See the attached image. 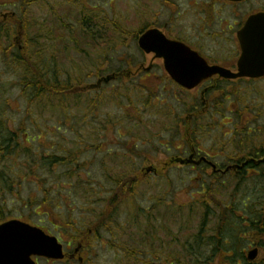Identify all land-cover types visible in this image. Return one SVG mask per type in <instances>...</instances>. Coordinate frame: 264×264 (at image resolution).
<instances>
[{
    "label": "rangeland",
    "instance_id": "374dc122",
    "mask_svg": "<svg viewBox=\"0 0 264 264\" xmlns=\"http://www.w3.org/2000/svg\"><path fill=\"white\" fill-rule=\"evenodd\" d=\"M5 1L8 3V0H0L1 15L20 11V3L6 6L5 4L7 3ZM46 1L53 2L56 14L52 13L48 7L45 9L42 2ZM42 2L39 5L32 4L28 11L29 15L35 20H42L46 17V26L42 30V33L47 34L48 39L40 40L39 42V45H47L44 56H51L53 54L61 78L66 77L68 74L79 75L80 78L77 80L76 85L80 84L79 86L83 87V89L84 87L94 88L89 92H82L83 95L82 93H77L73 96L68 95L62 99L55 98L53 101L49 97H43L31 109V113H28L26 111L27 101L21 97V90L16 85L18 74L9 73L4 64V58L0 56V118L6 120V125L12 129H17L22 120L27 121L30 133H33V131L36 133L43 129V131L47 132V137L51 138L54 143L62 141L68 149L77 148V150H81L83 155L80 161L91 160V163H93L88 168L91 175L95 178V180H92L93 184L96 181L102 185L109 184L102 173L104 171L102 168L105 166L110 167L113 164L114 171H116L117 166L122 164L121 162H125L126 164H122L120 172L125 169L135 170L132 174L128 173V177L131 179L137 175L144 176L142 173L143 168L152 166L155 162L162 163L175 157L178 151L174 148L169 151L164 146L157 150L154 148L158 147L155 145V142L162 134V132H159L160 128L158 129L154 125L160 123L159 117L155 113L159 114L162 111L164 113L177 114L181 116L182 121L186 117V111H183L184 108H182L181 104L177 103L174 97H168L165 93V87H168L167 89L169 90V85L153 84L147 81L141 83L139 81V73L131 79L128 78L129 80L124 81V83L117 81L112 85L113 91L115 98L120 97L121 100L116 99V101L125 102L122 100L124 97L119 95V91L130 95V98H127L130 103L129 110L124 111L116 102L113 104L111 99L106 94H103H108L107 84L109 82L101 84L98 89H95V84L99 77L113 75L121 67L123 69L119 71L120 75L137 70L140 65L139 63L145 57L143 53H140L137 42L131 39V35L138 32L144 25L156 24L163 26L167 22H170L175 16L174 6H171V4L175 2L178 5V0H44ZM242 8H248V6L246 5ZM89 16H95L93 20L88 21L90 27L94 30H99L100 35L102 34L104 38L103 41H101L102 37L99 39L101 47L93 49L85 46V43L79 39V46L84 47L88 51L92 49L94 51L91 54L89 52L80 54L70 48L66 53L63 49L64 45L58 39L60 28L54 21L57 22L58 19H65L70 22L73 26L72 29L77 35L75 27L80 29L79 21H82L83 17L89 18ZM227 16H233L229 12V9ZM116 26H119L124 32L123 35L119 33ZM122 31L121 33H123ZM72 35L75 37L73 33ZM15 37L16 35L13 38ZM125 37H128L127 41ZM4 42L6 44V41ZM22 43H25V39ZM30 45L31 53L35 54L37 46L35 44ZM49 45L50 47L48 48ZM211 47L213 50L221 49L220 44H212ZM47 48L49 51H47ZM229 48V44L225 45L226 51L229 52ZM234 52L231 54L233 55ZM152 56L151 54L146 55L147 64L151 61ZM95 71L100 76H91L89 74ZM223 86L225 95L234 101L230 107H236L237 111H242L243 109H246V111H252L251 109L253 111H264V82L226 83ZM109 87L111 88V85ZM148 90L156 94H149ZM99 93H101L100 98L98 97ZM155 95H158V97L154 98ZM181 97L189 100L187 95L183 94ZM94 99H97L99 106L90 109V104ZM229 102L230 100H226L227 105ZM248 107L249 109H247ZM170 109L171 111H168ZM60 111H73L77 118L83 119V122L70 120L67 126L63 122L55 121V119L58 120V113ZM214 111L215 104L208 111L209 115L212 116ZM122 113L125 114V117ZM175 115H172V118L176 122ZM227 117L229 120L227 118L226 121H233L235 123L236 119L233 113L228 111ZM172 118H167L165 121H171ZM250 118L256 117L250 116ZM148 120L153 122H148ZM161 120V123H164L163 118ZM214 120L216 122L218 117H215ZM140 121L147 122L146 124H142L139 123ZM58 125L60 126L59 132L56 131L57 129L54 130ZM108 125L113 130L109 134V138L106 137L104 132L97 130V128L102 129ZM181 126L183 129V123H181ZM216 127L217 125L205 133L202 143L206 151L212 149L214 146L216 158L213 161L221 165L223 161H226V150L228 149V152L232 154L234 148L230 144H223L222 139L220 141L219 138L233 125L221 126L220 131ZM138 130H140V133H138ZM56 135L61 137L62 140L55 137ZM132 135H136V139L139 135L146 141L139 143V148L145 151L151 147L154 148L153 151H149V157L153 159L152 162L143 161L141 158L131 159L124 156L127 149L123 146V143L132 145L133 142L129 141ZM101 142L107 144L110 152L93 151L91 153L90 151H86L87 146L96 145ZM255 148H258V145ZM244 157L251 158L253 156L247 155ZM6 163L9 162H4V165ZM0 166L3 167L1 164ZM14 167V171L12 172H15L17 175V163H15ZM62 171L63 169L59 167L56 174L61 175ZM114 171L112 170V174ZM213 173L211 169L205 170V167L193 170L191 167L174 164L165 168L163 174L160 176L148 174L147 177L141 178L135 197L127 199L116 210L117 212H113V231H101L99 239L92 236V247L82 252L84 258H92V264H137L135 259L130 257V253H126L122 247H119V244H124L134 251L133 254H137L142 247L141 242L144 236L138 230L143 229L145 232L150 226H154V224L157 227L158 237L165 241L162 242V245H164L162 252L173 250L174 253H186L184 252V247L189 246V242H194L195 234L201 230V224L205 216L204 209L207 207L205 201L208 203L209 211L215 214L218 212L215 201L211 200L210 197H207L204 201L201 185L203 183H206V185L212 184L216 189V196L227 203H229L231 195L237 196L239 193L238 191H234L237 184L236 177H238L236 170H232L228 174L218 173V178ZM40 174L44 175L45 171ZM248 185L250 188L253 187L252 182H248ZM21 186V195L27 200L30 199L36 202V204L31 203L30 206L22 202L21 199H18L19 196L17 198L15 195H8L5 198L4 195L0 194V206H2L1 210L5 216L4 219L20 218L42 227L53 235L58 236L64 243L65 250L68 253H72L76 247V244H71L70 248H67V242L69 243L72 233L76 234V232L71 228L66 232L62 222L72 220L78 223L77 226H81V229H87L97 220L104 206L102 202H94L90 203V207H85L86 202L84 199L75 195L69 187H64L62 196L60 197L59 194H55V197L58 199H55V204L52 207L47 208L43 207L42 202H40L45 196L44 187L40 186L34 176L25 177ZM95 186L93 185L94 189L98 191V185L95 184ZM239 187L240 189L242 188V186ZM54 193L53 190H50V197ZM109 195L110 193L101 187L91 202ZM209 213L208 219H210L211 215ZM52 216H54V219H52ZM179 217L182 218V222H178ZM189 218L191 219V223L189 222ZM176 219L177 223H175ZM234 223L233 229L236 228ZM204 227L203 236L208 237L209 241V237L215 234L217 222L209 221ZM109 240L114 243L108 242ZM171 240L172 242H170ZM183 244L185 246H180ZM156 247L158 248V245ZM252 248L251 244L244 243L240 245L239 251L247 254ZM203 251V254L212 255L210 252L211 246H207ZM261 253L262 251L260 250L257 260ZM221 256L222 254L212 257L214 259L212 263L221 264ZM240 259L241 256H238V262L242 264V259ZM38 264L63 263L47 262L45 259H39ZM69 264H76V260ZM223 264H229V262L226 261Z\"/></svg>",
    "mask_w": 264,
    "mask_h": 264
},
{
    "label": "trees",
    "instance_id": "16d2710c",
    "mask_svg": "<svg viewBox=\"0 0 264 264\" xmlns=\"http://www.w3.org/2000/svg\"><path fill=\"white\" fill-rule=\"evenodd\" d=\"M42 1L44 0H8V3L5 1V3H7L5 4L6 6L20 3V11L11 12L6 20L0 17V19H2L0 20V56L4 58V64L8 72L18 74L16 85H18L21 90V97L25 98L27 101L26 111L28 113H31V109H33L43 97H49L53 101L55 98L62 99L63 97L66 98L68 95L73 96L77 93L89 92L91 90L89 87H84L83 89V87L79 86L80 84L76 85L77 80L80 78L79 75L68 74L66 77L61 78L53 54L51 56H44L47 45H39V42L40 40L48 39L47 34L42 33V30L46 26V17L42 20H35L29 15L28 11L32 4L39 5ZM42 3L45 9L48 7L52 13L56 14L55 5L52 1ZM94 18L95 16H89V18L83 17L82 21H79L80 29L75 27L77 35L72 29L73 26L70 22L65 19H58L57 22L54 21L60 28L58 39L65 46H63V49L66 53L72 48L80 54L86 52L91 54V52L94 51L93 49L101 47L99 39L102 37V34L100 35L99 30L92 29L88 22ZM116 28L121 35L124 34L119 26H116ZM121 31L123 33H121ZM140 31L141 30L131 35V39L136 41ZM15 35L18 37V40H20V43L15 40L16 37L13 38ZM24 39L25 43L23 44L22 42ZM79 39L85 43V46H89L93 49L88 51L84 47L79 46ZM103 40L104 38L102 37L101 41ZM125 40L127 41L128 37H125ZM4 41H6V44ZM30 44H35L37 46V52L35 54L31 53ZM49 47L50 45L48 48ZM48 48L47 51H49ZM140 53L142 54L141 51ZM122 69L123 67L118 69L117 72ZM89 74L91 76H100L96 71ZM130 74L133 75L131 72L128 74L123 73V75ZM131 78L132 77L129 79ZM62 79H64V81H62ZM129 79H121L122 81L120 82L124 83V81ZM148 92L149 94L155 93L151 90H148ZM103 94L109 97L107 93ZM119 95L128 99L130 98L129 94H125L121 91H119ZM98 97H101V93H99ZM157 97L158 95L154 96V98ZM116 99H120V97H116ZM96 103L97 99L92 100L90 109L98 107L99 103ZM8 106L11 107L10 104H8ZM63 108L65 109V107ZM224 113L227 115L228 111H224ZM155 114L159 117L158 120L160 123L154 125L158 127V129L160 128L159 132H162L161 136L155 142V145L158 146L154 147L156 150L163 146L168 151L174 148L178 151L177 155L179 156L188 153L190 142L201 145V139L204 138L207 131L198 132L196 129V131L189 133L186 127L188 124L185 120L182 121L180 115L168 112L164 113L162 111H160L159 114ZM168 114L170 115L168 116ZM58 115L60 119H55V121L63 122L64 125L67 126L70 120H74L75 122H81L83 120L79 117L77 118L73 111H60ZM122 115L125 117V114L122 113ZM172 115H175L176 122L174 118H172ZM233 115L236 119L235 124L233 127H230L227 132L224 131L225 133H223L219 140L221 141L222 139L223 144H230V146L234 148V151L230 154L231 152H228L227 149V154L225 155L226 161H223L221 165L218 166L224 169L229 164H242L245 160L248 161L242 170L237 171V184L234 191L239 192L237 195L239 199L237 196L231 195L229 203H227L216 196V189L212 184L206 185V183H203L201 185V191L203 192L204 201L207 197H210L211 200L215 201L218 212L215 214L209 211L208 203L205 201L207 207L204 209L205 216L201 224V230L195 234L194 242H189V246H185L186 243L180 245L185 246L184 252L186 253H174L173 250L162 252L164 249L162 242L165 241L158 237L157 227L154 224V226H150L145 232L143 229L138 230L139 233L144 236L141 242L142 247L137 254H133L134 251L124 244H119V247H122L126 253H130V257L135 259L137 264H213L212 262L214 259L212 257L220 254H222L221 264L226 261H228L229 264H235L238 262V256H241L242 264H264V162L254 163L249 158L244 157L247 155L253 156V158H257L258 160L264 158V111H246V109H243L242 111H235ZM62 116L64 117L62 118ZM250 116H255L256 118L252 119ZM162 118L164 123H161ZM167 118H172V120L167 121V123L165 121ZM146 122L147 121H140L139 123L146 124ZM148 122L153 121L148 120ZM180 123L185 125L183 129ZM35 124H37V122H35ZM255 125L257 126L255 127ZM59 127L58 125L54 130L57 129L56 131L59 132ZM97 130L104 132L108 138L110 136L109 134L112 132L109 125L102 129L97 128ZM204 130L207 129L204 128ZM46 133L47 132L45 130L43 131V129L36 133H34V131L30 133L27 121L24 120L20 122V126L17 129H12L6 125V120L4 118H0V164L3 165V167L0 166V194L4 195L5 198L8 195H15L17 198L19 196L18 199H21L22 202L30 206L31 203L36 204V202L30 199L27 200L21 195L23 179L25 177L34 176L40 186L44 187L45 196L40 201L43 207H52L55 204V199H58L55 197V194H59L61 197L64 187H69L75 195L84 199L86 202L85 207H90V203L102 202L104 204L102 212L98 215L97 220L87 229H81L82 227L77 226L78 223L72 220L62 222L66 232H68L70 228L76 232V234L72 233V237H70L72 242L70 243L77 244L81 242L83 243V250H86L92 247V236L99 239L101 237V231H113V212L118 210L127 199L129 200V198L135 197L140 180L136 181L135 179L123 178V176L119 174H112V166H105L102 168L104 170L102 173L110 186L109 184L102 185L98 181L93 184L92 180H95V178L88 169L90 168V164H93L91 163L92 161L84 160V162H81L80 158L83 155L81 150H77V148L68 149L66 144L62 141L54 143L51 138L47 137ZM138 133H140V130H138ZM135 136L136 135H132L129 139L130 142H133L132 145L123 143V146L128 152L125 156L128 155L131 159L141 158L143 161L152 162L153 159H150L149 151H153L154 148L151 147L146 149V151L139 148V143L146 141L139 135L137 139ZM55 137L62 140V138L57 135ZM257 145L258 148H255ZM213 147L211 149L212 151L214 150ZM86 151H90L91 153H93V151L110 152L105 142L89 145ZM6 161L9 163L4 165ZM15 163L18 165L17 175L15 172H12L14 171ZM156 164L159 166L161 165V163ZM170 165L174 164L171 163ZM59 167L63 169L61 175L56 174ZM201 167H205V170L210 169V167H206V165H202ZM164 170L165 167L162 169V172H164ZM44 171L45 174L41 175L40 173ZM213 174L218 178L217 173ZM248 182L253 183L252 188L249 187ZM95 184L98 185V191L93 187ZM100 186L105 188L106 192H109L110 195L91 202L94 195H97L100 191ZM239 186H242V188L240 189ZM50 190L55 192L52 197H50ZM235 197H237V199H235ZM240 207L241 209H239ZM1 209L2 206H0V219L3 220L5 216ZM208 213L211 214L210 219H208ZM52 219H54V216H52ZM209 221L217 222V227L215 234L211 235L208 241V237L206 238L203 236V230H205L204 226ZM178 222H182L181 217H179ZM189 222L191 223L190 218ZM175 223H177V219ZM233 223L236 227L235 229L232 228ZM108 242L114 243L111 240ZM170 242H172V240ZM244 243L251 244L253 247H258L259 250L262 251L258 260L250 261L247 258V254L239 251L240 245ZM156 245H158V248ZM207 246H211L210 252L212 255L203 254V249H206ZM91 259L92 258L85 259L83 263L76 261V264H92ZM58 263L69 264L71 262ZM237 264H239V262Z\"/></svg>",
    "mask_w": 264,
    "mask_h": 264
},
{
    "label": "flooded vegetation",
    "instance_id": "af4514ba",
    "mask_svg": "<svg viewBox=\"0 0 264 264\" xmlns=\"http://www.w3.org/2000/svg\"><path fill=\"white\" fill-rule=\"evenodd\" d=\"M246 5L248 8H242ZM171 6H174L173 8L175 11V16L170 22H167L163 26L156 24L144 25L141 29V33L145 32L151 27H156L162 30V32H164V34L169 39L183 42L192 50L198 52L208 61L209 65L223 67L231 71L233 74L239 73L238 61L243 52L239 38V32L246 26L249 20H251L253 25L264 26V0H178V5L174 2V4H171ZM228 9L233 16H227ZM212 44H220L222 50H213L211 47ZM227 44L230 45L229 52L225 49V45ZM232 52H234L233 55L231 54ZM146 55L148 56L150 54L143 52L145 59L139 63L140 65L135 72H131L133 75L130 74L121 76L119 72H116L113 74L110 80L106 81L109 82L107 84V89L111 102L113 104L116 102L120 108H123L124 111L129 110L130 103L127 98L124 97L122 99L125 102L116 101L112 85L117 81H122L121 79H127L130 77L133 78L139 73V81L141 83H145L147 81L148 83L153 84L169 85L170 89L168 90V87H165V93L168 97H174L176 102L181 104L182 108H184L183 111H186V117L184 120L188 124L186 127L188 128L189 133L196 131V129L198 132L209 131L216 125V128L220 131L221 126L235 124L233 121H226L228 117L224 111H229L234 114V112L237 110L236 107H230L231 104L233 105L234 101L225 95V92L223 91L224 84L264 82V76L257 78L245 76L225 77L219 73H216L204 79L196 87L187 89L181 86L170 76L164 66L162 58L157 57L156 53H151L153 56L149 64L146 63ZM103 81L104 79L99 77L95 85V89L100 88V85L104 83ZM109 85H111V88ZM183 94L187 95L189 100H185L184 97H181ZM213 100L215 104V111L211 116L209 115L208 111L214 105ZM226 100H230L228 105ZM168 111H171V109ZM215 117H218L216 122H214ZM207 119L208 121L205 122ZM184 126L185 125H183V127ZM109 128L112 129L110 126ZM204 128L207 130H204ZM202 140L203 139H201V145L196 144L195 142H190L188 148L189 150L187 151L188 153H186V155L187 157L194 155V161H198L204 156L207 157L208 160H203L200 164L192 162L188 166L194 170L198 167H201L202 165H206V167H210L214 173L224 174L223 172L226 167L224 169L220 168L218 164L213 161L214 158H216L215 149L213 151L209 149V152L204 150ZM127 157L129 156L127 155ZM250 159L254 163L258 160L257 158L253 157ZM172 161L173 160L170 159L162 162L161 166L157 165L155 162V164H152L153 167L151 171H148V168H151V166L143 168L142 173L144 176L141 177L140 175H137L131 179L138 181L143 177H147L148 174L160 176L163 174L162 169H164V167L167 168L172 163ZM209 161L216 164V171H214ZM121 163L126 164L125 162ZM122 164L117 166V169L119 170L116 169V171H114V166L112 164V170L114 171L113 174H119L122 175L123 178L130 179V177H128V173L131 171L130 174H132L135 172V170L125 169L120 172L122 169ZM163 164L164 166L162 167ZM153 169H157V172H155ZM240 170H242V168L236 169V172ZM69 241L72 242V240ZM79 244L83 243L79 242ZM67 248H70L68 242ZM83 251V246H81L79 251L76 252L77 255L76 253L74 254V252L70 253L69 256H73H70L67 259L79 261V259L84 258L82 254Z\"/></svg>",
    "mask_w": 264,
    "mask_h": 264
},
{
    "label": "water",
    "instance_id": "95a60500",
    "mask_svg": "<svg viewBox=\"0 0 264 264\" xmlns=\"http://www.w3.org/2000/svg\"><path fill=\"white\" fill-rule=\"evenodd\" d=\"M239 38L243 52L238 61L239 73L236 74L223 67L209 65L198 52L183 42L169 40L158 29H150L142 34L139 46L145 52H154L157 57L163 58L170 76L180 85L192 89L216 73L225 77L264 76V26L253 25L249 20L239 32ZM202 160L206 159L202 158L197 163ZM177 161L182 164L195 162L194 155ZM230 169L231 167L227 168V171ZM80 247L81 245L75 252ZM258 252V248L252 249L248 258L256 259ZM37 256L63 260L66 254L59 239L40 227L20 219H10L0 224V264H37Z\"/></svg>",
    "mask_w": 264,
    "mask_h": 264
}]
</instances>
